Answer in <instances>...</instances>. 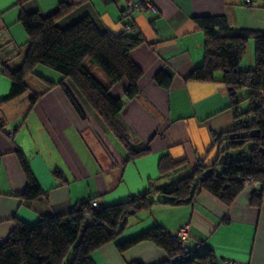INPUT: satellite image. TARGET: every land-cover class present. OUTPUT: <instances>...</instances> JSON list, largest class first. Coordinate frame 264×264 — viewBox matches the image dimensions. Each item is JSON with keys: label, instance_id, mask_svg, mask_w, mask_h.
<instances>
[{"label": "crops", "instance_id": "1", "mask_svg": "<svg viewBox=\"0 0 264 264\" xmlns=\"http://www.w3.org/2000/svg\"><path fill=\"white\" fill-rule=\"evenodd\" d=\"M133 1L148 2L153 9L143 8L124 17L126 0H0V244L18 221L34 224L41 216L67 213L88 197L102 206L122 202L151 185L187 175L198 162L208 165L215 160L217 151L211 146V135L229 129L233 118L225 109L229 99L221 82L186 80L203 60L204 36L193 17L224 15L234 28L264 31V7L246 6L243 0ZM61 3L70 4L71 9L57 21L59 28L88 17L100 32L118 35L131 25V33L144 40L129 53L143 72L138 95L132 100L124 97L126 80L109 90L112 98L123 101L116 122L125 142L69 79L50 74L42 65L25 77V93L1 102L11 87L2 70L19 68L27 49L28 37L20 15L37 12L45 16ZM251 45L248 41L246 48ZM243 59L241 68L253 66L252 60L243 65ZM163 67L173 72L168 89L153 81ZM45 79L55 85H48ZM33 95L37 98L31 104ZM125 144L146 147L149 152L126 161ZM18 152L27 160L41 189L35 198L22 197L26 177ZM163 155L182 164L160 174ZM257 184L245 186L229 205L207 191H200L182 205L155 202L149 210L129 218L116 241L95 250L91 258L95 264H159L167 255L152 242L142 241L123 252L115 243L155 225L172 234L188 226L189 246L204 243L217 264L226 260L264 264V185L260 204H251L253 192L260 189Z\"/></svg>", "mask_w": 264, "mask_h": 264}, {"label": "trees", "instance_id": "2", "mask_svg": "<svg viewBox=\"0 0 264 264\" xmlns=\"http://www.w3.org/2000/svg\"><path fill=\"white\" fill-rule=\"evenodd\" d=\"M243 3L264 7V0H243ZM70 9V4L61 3L45 16L37 12L20 15V24L28 37L27 49L19 68L2 70L10 79L11 87L1 102L25 93V77L33 73L37 65H42L69 79L91 108L126 141L116 122L123 101L112 98L109 90L126 80L124 97L132 100L138 95L143 72L130 60L129 53L144 40L139 34L131 33V25L118 35L100 32L88 17L59 28L57 21ZM193 21L204 36L203 60L186 80L221 82L229 99L225 109L231 111L233 118L229 129L211 135V146L217 151L215 160L208 165L198 162L187 175L151 185L122 202L93 207L91 203L95 199L88 197L76 202L67 213L41 216L34 224L18 221L0 244V264H95L91 254L104 244L116 241L129 218L149 210L155 202L182 205L190 203L200 191H207L229 205L245 188L248 179L260 184L251 198L252 205L260 204L264 185V31L234 28L224 15L194 16ZM250 39L254 42V67L241 68ZM172 78L173 72L163 67L154 74L153 81L168 89ZM45 82L55 85L47 79ZM58 84L73 102L62 82ZM36 98L35 95L30 97L31 104ZM242 101L247 104L245 110L239 109ZM125 145L126 161L149 152L146 147ZM17 157L26 177L22 197L35 198L41 194V189L23 154L18 152ZM181 164L182 161L175 162L163 155L159 160L160 174H167ZM55 175L60 174L55 172ZM153 194L159 198L154 199ZM142 241L152 242L166 253V260L159 264H217L214 254L206 247L193 253L184 252L180 243L172 239V233L158 225L117 241L115 247L123 252ZM128 264L142 263L131 261Z\"/></svg>", "mask_w": 264, "mask_h": 264}, {"label": "built area", "instance_id": "3", "mask_svg": "<svg viewBox=\"0 0 264 264\" xmlns=\"http://www.w3.org/2000/svg\"><path fill=\"white\" fill-rule=\"evenodd\" d=\"M143 8L150 9L152 10L153 7L148 3V2H135L133 0H126L125 6L123 7L122 10V16L124 17H130V15L134 11L142 10ZM251 179L246 180L245 184L246 186L249 184H253ZM257 184V183H255ZM258 185V184H257ZM91 205L93 207H97L98 203L96 200L92 201ZM190 234H189V229L188 226H184L180 228L176 233L172 234V239L180 243L182 249L186 253H193L195 251L202 250L205 248L204 243L198 242L194 246L190 247L188 242H189ZM225 264H246L244 262H240L237 260H226Z\"/></svg>", "mask_w": 264, "mask_h": 264}, {"label": "rangeland", "instance_id": "4", "mask_svg": "<svg viewBox=\"0 0 264 264\" xmlns=\"http://www.w3.org/2000/svg\"><path fill=\"white\" fill-rule=\"evenodd\" d=\"M249 42L252 44L251 48H246L245 53H244V59H243V65H246L247 63H249L251 60L253 61V66L254 67V42L252 39L249 40ZM45 70H47V72H49L50 74H59L55 71H52L51 69L47 68V67H43ZM219 73V72H217ZM247 108V104L245 101H242L239 105V109L240 110H245ZM87 199V198H86Z\"/></svg>", "mask_w": 264, "mask_h": 264}]
</instances>
